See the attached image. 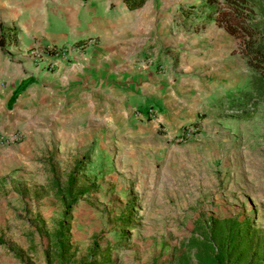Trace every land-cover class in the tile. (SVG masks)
Here are the masks:
<instances>
[{"label": "rangeland", "instance_id": "374dc122", "mask_svg": "<svg viewBox=\"0 0 264 264\" xmlns=\"http://www.w3.org/2000/svg\"><path fill=\"white\" fill-rule=\"evenodd\" d=\"M195 10L189 33L196 40L167 59L181 109L196 122L182 140L178 123L140 131L118 111L62 125L43 105L20 104L7 116L0 110V132L19 136L0 145V264L167 261L201 213L243 212L264 229V102L229 105L250 76L244 39L223 26L198 35L217 24ZM83 157L75 186L90 192L66 218L71 256L49 263L45 250L64 211L54 182L63 186Z\"/></svg>", "mask_w": 264, "mask_h": 264}, {"label": "crops", "instance_id": "0c3cea01", "mask_svg": "<svg viewBox=\"0 0 264 264\" xmlns=\"http://www.w3.org/2000/svg\"><path fill=\"white\" fill-rule=\"evenodd\" d=\"M198 2L205 0H0V110L7 116L20 104L43 105L62 125L118 111L143 131L148 123L136 111L151 105L159 123L150 125H190L167 59L196 40L189 5ZM88 38L95 43L66 50ZM35 45L66 51L36 61L26 53Z\"/></svg>", "mask_w": 264, "mask_h": 264}, {"label": "trees", "instance_id": "16d2710c", "mask_svg": "<svg viewBox=\"0 0 264 264\" xmlns=\"http://www.w3.org/2000/svg\"><path fill=\"white\" fill-rule=\"evenodd\" d=\"M132 6L144 0H126ZM200 6V7H198ZM207 11L200 16L206 22H214L232 33L242 35V56L248 66L250 76L237 89L239 97L232 93L229 105H256L264 102V0H205L192 7ZM190 15V11H184ZM196 122H190L194 125ZM88 156L85 154L84 157ZM78 160L64 185L55 180L56 195L64 205L63 218L53 233V246L45 250L50 263L58 259L63 263L70 258L67 244V217L78 196L90 192V187L75 186V173L86 159ZM187 237L175 246L167 261L154 257L151 264H264V229L255 228L252 219L237 213L219 216L214 213L197 214ZM104 259H90L86 264H106Z\"/></svg>", "mask_w": 264, "mask_h": 264}, {"label": "built area", "instance_id": "2783aa9c", "mask_svg": "<svg viewBox=\"0 0 264 264\" xmlns=\"http://www.w3.org/2000/svg\"><path fill=\"white\" fill-rule=\"evenodd\" d=\"M95 38H88L86 40H83L79 42L77 45H71L66 49L67 51H82L85 49L87 45L94 44ZM65 48H58L54 45H47V46H39L35 45L32 48H29L26 53L36 61H41L48 59L52 56H58L59 54H64V51H66ZM153 63L152 60H148L147 65H151ZM53 63L51 61L47 62V66H52ZM136 114L139 118H142L147 123H159L158 116H157V109L153 106H147L146 109L142 111H136ZM194 130L193 126H187L183 129H181L180 136L177 140H182L184 136L188 135L190 132ZM19 136H6L3 133L0 132V145L8 144V142L13 143L16 139H18Z\"/></svg>", "mask_w": 264, "mask_h": 264}, {"label": "clouds", "instance_id": "9594fccd", "mask_svg": "<svg viewBox=\"0 0 264 264\" xmlns=\"http://www.w3.org/2000/svg\"><path fill=\"white\" fill-rule=\"evenodd\" d=\"M188 126H190V125H188ZM192 126H193V125H192ZM185 127H187V126H185ZM185 127H183V128H185ZM183 128H182V129H183Z\"/></svg>", "mask_w": 264, "mask_h": 264}]
</instances>
